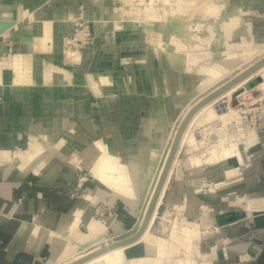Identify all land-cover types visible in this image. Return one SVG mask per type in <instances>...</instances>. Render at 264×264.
<instances>
[{
	"label": "bare ground",
	"instance_id": "bare-ground-1",
	"mask_svg": "<svg viewBox=\"0 0 264 264\" xmlns=\"http://www.w3.org/2000/svg\"><path fill=\"white\" fill-rule=\"evenodd\" d=\"M123 1L126 3L125 10L130 15L133 13L142 15L148 19V25L154 27L155 24H159V30L163 34H169V44L167 45V43L162 42V49L166 52L167 58L163 57L158 51L160 59L159 62H161V64L167 65L168 62L176 59V50L178 47H182V45L183 47L185 46L191 48L193 46H201L204 44L202 38L198 37L199 31H197V26L194 25L189 28V24H187L189 22H187V20L184 21V19L189 20L190 18L189 14L192 6L191 2H186V0H177L176 2L171 3L169 0L168 3V0H151L150 3H146L144 0H140L136 7L133 3L134 0ZM240 1L242 0L234 1L233 11L231 12V15H237L238 19L242 17V14L240 15L241 11L236 10ZM213 2L215 1L212 0V3ZM101 7L107 11L104 5H101ZM134 9L137 10L133 12ZM214 10L217 15H221L222 10L220 7L217 6ZM89 12L90 11L80 15L90 16L91 14L88 15ZM14 19L16 18H13V10L11 8L0 10V41L7 37L11 42H13L14 37L20 35L24 44L30 47L32 53L26 56L17 55L14 58H8L6 54L2 55L4 56L2 68H4L7 72H11V74L9 76L10 79L6 78L7 80H10L7 84L6 79H4V75L1 76L2 70L0 69V82L5 88H10V92H13L10 99L11 97L15 98L16 94L20 91L17 88H19V84H23V72L36 67L32 61V58L36 55V48H39L40 50L37 51L42 53L46 47V43L49 42L50 39L54 42L57 40L59 44H64L60 38L62 36L59 34L60 32L58 33L59 35L52 32L53 30L50 22L44 21L39 25H35L32 12L24 7V5L19 12V18H17V20ZM236 22H238V20ZM135 24L142 23L136 22ZM243 25H246V23H243ZM104 26L105 25L102 24L103 28ZM246 26L247 30L251 27L248 24ZM233 31L234 26H230V28L227 29V32L220 34L219 37L217 35L218 32L216 28L214 31L216 34L212 37L213 39L211 42H213L214 45L217 41L222 43L225 40V42L222 43L221 47L214 46L213 49L215 51L220 50L222 53H226L233 49H241L245 46V40L240 42H230V35ZM52 34L54 35L52 36ZM26 35H31V39H26L24 37ZM182 37H184L185 40L182 41ZM99 41L101 43L99 51L95 46H89L87 50L88 56L95 55L98 57L99 54L103 53L102 45L104 44V41L102 40L101 33L99 34ZM114 41L115 40L113 38L111 42ZM149 48L148 50L153 52V57L154 50ZM66 54L68 56H74L75 60L80 61V53L67 51ZM243 56H245L243 58H245L244 60L246 61H228L225 60V57L229 56L220 57L218 63H221L229 74L226 75L224 71L214 67L208 80L203 78L199 84V89L194 98L186 102H184V100L179 101L183 104V108L182 110L180 109L181 111L177 114L178 116L176 118L174 117L175 119L169 123L168 127L166 124L165 114L168 110L167 106L163 107L159 103H151L149 107L141 106L140 108L137 107L133 110L142 115L143 126L141 131L134 129L131 126L130 121H127L124 125L120 126L121 123H116V121H114L110 109H108L107 106H101L99 107L101 112L104 110L105 112L108 111L107 116L109 122H107V131L105 136L102 134L103 136L101 138L92 142L93 138L91 139L90 133L92 122L88 116L81 115L80 107L76 106L75 110L71 113L72 116L73 114L75 115V118L72 117L71 120V117L66 116V118H70L71 120V127L74 126L72 128V135L69 133L70 137L68 134V138L65 135H62L64 138L62 137L59 142L57 141L58 143L56 142L52 144L48 142L51 138H47V141L44 140L41 135L42 133L40 132L42 137L38 135V133L35 137L30 136L29 147H27L26 150L21 149L15 154H11L8 148L0 146V169H4L8 171V173H11L10 175L17 179V181H21L23 178L28 176H36L42 180L41 184L48 186L51 185V183L49 181L44 182L43 180H50V178L55 176L58 181L55 186H59L64 180L73 179L72 173L74 168H80L92 174V180L95 182L92 188L84 186L86 181L91 179H88L87 177L76 179V183L86 190L85 199H78L73 212L71 211V214L63 215L59 220L56 229L49 230L41 227L40 225H36L32 228L31 240H41L47 244L48 251L50 252L49 257L53 263L60 261V259L65 258L66 256L74 254L77 255L79 251L96 245L97 243H103L102 248H104L125 240L110 243L109 240L113 235L112 232L119 234L129 230V228L134 225L136 226L132 229V236L139 231L151 205L155 190L160 181L165 163L179 128L188 113L208 95L232 81L240 75V73L246 71V65L250 64L254 66L263 60L264 48L257 52L253 49H248L246 54ZM142 61L144 65L148 60ZM42 67V78L40 80H42L41 84L47 87L46 91H50V84H61L65 80H69V82L74 83L73 76L70 80L69 73L64 74L62 72L59 73V75H56L54 71L55 69L47 63L46 66ZM86 77L87 80L84 83L77 84L75 82L78 85L76 88L78 90V99L80 100H82L83 97H86L89 93H101V88L103 89V87L107 90V94H109V96L111 92L116 89V87L112 84V82L115 81L112 72L99 74V81L95 84H92L90 76ZM173 78V82L176 83L177 76H174ZM258 78H260L261 81L254 90H262L264 93L263 64L244 80L233 85L228 91L204 105L190 119L182 134L178 150L163 183L161 193L149 224L142 236L133 243L109 249L83 264H165L167 261L170 263L173 256H175L177 249L180 250L182 248L185 251L187 259H180L177 261V264H197V261L192 257L193 250L197 249V253H200V248H204L207 244L215 246L216 257L214 258H216V261L213 259L214 263H219L221 260H228L224 257L227 256V252L230 250V245H222V249H220L219 241L209 243L207 240H203L200 233V226L197 223L189 226L191 228L181 230V234H176V231L178 230L174 229L173 234L171 235V241L162 237H154L151 234V229L155 224L160 207L164 201V196L167 192L173 170L176 166L179 150L182 148L183 144L187 142V140L189 147L188 151L191 153V157H189L188 160L179 168L177 182L178 193H169L167 199V206L169 208L174 205L183 204V197L186 193V187L184 186L187 184L188 188L193 192V195L187 197L189 200L188 203L192 207L193 215L196 218H199L198 211L201 208L206 209L210 207V203L205 201L213 202L220 199V197L222 199L227 197V193L230 194L229 191H231L229 190L226 192L227 189H232L235 183H239L241 175L244 171H249L247 175L248 179L252 176V179L258 176V169H260L259 163L257 161L254 165L249 164L251 158L248 155V152H255V147L259 145H263L262 147L264 151V133H260L259 130L255 128H246L240 111L233 106L235 101H239L238 96L240 93H242V96H245L249 92L245 86ZM87 83H89L91 87H89ZM119 85L120 84H118L117 89L119 88ZM13 88L17 91V93L14 92ZM17 96L19 98L22 97L21 93H18ZM27 96H29L28 93H25L23 97L25 98ZM46 98L47 96L45 95L44 99L46 100ZM222 99H226L222 102L226 104V108L225 110L218 112L217 104ZM104 100L106 101V98ZM80 103L81 101L77 102L75 105ZM101 105H103V102ZM96 110H98L97 107ZM157 111L161 113L157 124L162 122V125L158 124L156 126V132L154 134H150L151 129H149L148 126L149 124L152 125L153 122L155 123L154 113ZM59 112L60 110H58V113ZM31 116L34 117V115H31L30 113L26 119L28 131L32 129L30 123ZM116 124L118 127V137L116 140L117 150L113 149L112 144L114 143H111L114 141L111 138V133L113 132L112 128L113 126H116ZM232 124L239 127L240 130L237 134H232L230 132V125ZM202 125L208 126V129L203 131V139L198 141L195 138H189V131L194 126ZM210 130L212 131L211 133L208 132ZM81 138L91 141L92 143L86 145V147L83 146L79 151H77V145H79L77 140ZM131 139L133 141L129 144ZM66 140H69L71 145H67ZM138 143L139 146L137 148ZM92 144H96L97 146V150L94 153L92 150L94 146ZM132 144H134L136 148H132ZM195 151H199L200 155L195 154ZM91 152L92 155L94 154V160L89 162L88 157ZM118 153L122 156L131 155L130 161L125 163L121 162L119 159L120 157L118 158ZM261 155H264V152H262ZM38 157H40V159H38ZM65 166L70 169L69 173H64L63 167ZM205 187H208L209 191L203 193V189ZM66 190L70 191V187L66 186ZM235 199L236 203L243 206L244 209L248 211L250 210V212H264V197L259 200L256 199L255 201V199L253 200L246 194L243 197L237 196ZM101 201H103L106 205L111 206L113 211L112 215L105 222L96 220L91 214L95 205ZM115 202L118 203V206L114 205ZM136 210L139 211L138 215L133 212ZM128 211H131L136 216H139V220L134 222L129 221L128 219L133 216L130 214L131 212L129 213ZM47 214L48 212L45 211L44 219ZM81 222L86 224L87 232L78 230V225ZM108 237L110 238L109 240L107 239ZM147 244L152 247L150 248L152 251L148 252L146 246ZM217 247H219L218 249L220 250H218ZM220 251L223 253L222 256L220 255ZM147 254L148 256L146 257ZM81 258H83V256L78 255L76 260ZM213 260H209V262L204 261L202 264H214ZM71 263H73V261L68 264Z\"/></svg>",
	"mask_w": 264,
	"mask_h": 264
},
{
	"label": "rangeland",
	"instance_id": "rangeland-1",
	"mask_svg": "<svg viewBox=\"0 0 264 264\" xmlns=\"http://www.w3.org/2000/svg\"><path fill=\"white\" fill-rule=\"evenodd\" d=\"M144 1L146 3L151 2V0ZM176 1L177 0H170L171 3ZM214 1L215 2L212 3V0H186V2H191L192 6L190 8L189 20L184 19V21L187 20V22H189L187 23L189 24V28L194 25L197 26V31H199L198 37L202 38L204 44L201 46H193L191 48L185 46L183 47V45L182 47H178V49L176 50V59L168 62L167 65L161 64V68L164 71L162 72L163 76H161L162 74H160V72H148V74H152V78L158 81L159 84L154 83V87H152V89L151 87L150 89L148 88V91H146L147 89L145 84H137L139 94L142 97H140L139 99L132 98L135 102L133 106L129 108V110L127 109V111L123 110V108L118 109L114 107L113 103L118 102V98L120 97V94L116 92L119 90H124L126 94H124L123 97L129 98L133 96L132 87L128 88L129 86H133V84H136L133 74L139 70V67L141 69H144L145 67L151 65L150 62L153 58V52L151 50H148V48L150 47L149 49L154 50L156 70H159V60H157L159 59V52L163 57L167 58L166 52H164L162 49V42L167 43V45L169 44V34H163L159 30V24H155L153 27L148 25V19L144 16L137 13H133L132 15H130L125 10L126 3L123 0H0V10L11 8L13 10V18H16L14 20H17V18H19V12L24 5V7L32 12L35 25H39L44 21L50 22L53 30L52 32L54 34L56 33L57 35H62L60 38L64 42V44H59V42H54L52 39H50L48 44H46L43 52L36 53V55H34V57L32 58V61L34 62L36 67L23 72V84L19 85H27L32 89L40 90V92L35 93L32 96L35 108L32 113L35 115V118L31 116V130L28 131V125L25 121V119H27V116H25V111L23 110V108L20 107L22 103L18 100H15L12 105L8 106L5 104V95L1 94L4 96V101L2 97L0 98V103L3 102L2 104H5L4 113L6 115L5 118H7L6 121L4 120L3 122L6 124L8 123L9 126L6 127L4 124L0 125V134L2 138L0 141L1 144L8 148L11 151V154H15L20 149L26 150V148L29 147L30 136L35 137L37 136V133L38 135H40V132L42 133L41 135L43 136L44 140H46L47 138H51L48 142L52 144L56 143L57 141L59 142L60 138L62 139L63 137L62 135H65L67 138L68 136L70 137L69 133H71L72 135V128L74 126L71 127L69 123L70 118H66L65 121H61V118H63V113L65 117L64 109L67 108L72 111V108L75 104L76 96L72 92V87L75 84H70L69 80H65L66 82L62 81L63 83H61V85L64 83L68 85V88L66 87V89L68 90L67 93H63L64 91L62 90V87H60V84H50L49 87L52 88V93L47 92V96L50 99L49 102L45 104L44 108L41 103V97H43L42 92H46L47 87L41 84L42 80L40 79L42 78V66H46V63L52 65L56 64L54 66L50 65L55 69L54 71L56 75H59V73L62 72L64 74L69 73L70 80L73 74H78V76L75 77L76 79H78L76 81L77 84L84 83L87 80L86 76H90L92 84H95L99 81V74L108 72L113 73L115 81H113L112 84L114 85V87H116V89L111 92L110 96L109 94H107V90H105V88L103 87V89L101 88V93L99 94L89 93L86 97L83 98L84 102L80 105V107L83 109L81 111V115L88 116L90 118V121L92 122V128L90 132L91 139L93 138L92 142H95L103 135L105 136L107 131V122H109L107 116L108 111L105 112V110H102L103 112H101L99 108L101 106H107L108 109H110L114 121H116V123H121L120 126L124 125V123H126L127 121H130L132 126V121L139 119L140 116V113L133 110H135L137 107L140 108L141 106L149 107L151 103H159L163 107L167 106L168 110L165 114L166 124L168 127L169 123L178 116L177 114L183 108V104L179 101L184 100V102H186L194 98L199 89V84L201 83L203 78H205V80H208L209 75L212 73L214 67L224 71L226 75L229 74V72L224 69V66L221 63H218L220 57L229 56L225 57V60L228 61H246L244 60L245 58L243 57L245 56L243 55L246 54L248 49H253L255 52H257L264 48V0L240 1L236 7L237 11H241L240 15L242 14V17L240 19H238L237 15H231V12L233 11V3L235 0ZM139 2L140 0H134L133 3L137 7ZM101 5H104L107 11L102 8ZM217 6L222 10L221 15H217L214 10V8H216ZM136 10L134 9L133 12H135ZM88 11H90L88 13V15L91 14L90 16L80 15L85 12L87 13ZM237 20L238 22H236ZM136 22H141L142 24H135ZM243 23L251 26L249 30H247V26L243 25ZM102 24L105 25L104 28L102 27ZM106 24L107 26H110L107 27ZM215 26L218 32L217 35L219 37L220 34L226 33L227 29L230 28V26H234V31L230 35V42H240L242 40H245L246 45L241 49H233L226 53H222L220 50L215 51L213 49L214 46L221 47L222 43L225 42V40L222 43L220 41H217L215 42V45L213 42H211V40L213 39L212 37L214 36V34H216L214 33V31L216 30ZM60 28L62 30H60ZM100 33L102 40L104 41V44L102 45L103 51L106 53H101L98 55V57H96L95 55L88 56L87 50L89 46H95L99 51L101 47V43L99 41ZM54 34H52V36ZM112 37L115 38L114 40L116 41L111 42ZM16 39L22 40V37L18 35L15 36L13 40L15 41ZM110 39L111 41H109ZM183 40H185L184 37H182V41ZM7 41H10L9 38H3L0 41V45L4 46L8 43ZM25 49L29 51V49H27L26 47ZM25 49L22 45L15 44L9 47V51H5V49L3 48L2 55L8 54L10 56H13L32 53L31 51L26 52ZM36 49L40 50L39 48ZM67 51L80 53V61L75 60L74 56H68L66 54ZM0 58V69L4 70V68H2L4 58ZM53 59L55 61H53ZM142 60L148 61L143 65ZM251 66L252 65L250 64L246 65V68L249 69ZM10 74L11 72H5L4 76H7V79H10ZM144 76L146 75H143V77ZM174 76H177L176 83L173 82ZM160 78L162 79L161 81ZM7 79L6 83L8 84L10 80ZM136 80L138 81L139 78H137ZM118 84L120 85L117 89ZM87 85L91 87L89 83H87ZM105 98L106 101L104 100ZM143 99L146 100L145 105L142 104ZM61 100L63 101L61 103V106L57 107L56 105H59ZM225 100L226 99L220 100L217 104V108H220V106L223 105L226 107V104L222 103ZM238 100L239 101H237L234 107L238 111H240L244 119V126L246 128L250 127L258 129L260 133H264V93L256 90L248 92L245 96H242V93H240L238 96ZM102 102L103 105H101ZM54 103H56V105H54ZM96 107L99 110H96ZM58 109L63 112L61 115L60 113H58ZM222 110H225V108L223 107ZM103 115L104 118H102ZM118 116H120L121 118ZM101 119H103L104 121L105 130L103 129L104 126L102 125ZM40 122H44V127L42 126L43 123ZM158 124L162 125V122H159ZM134 125L136 126V128L139 127V122H135ZM112 129L113 132L111 133V136H116L115 134L117 133L118 127L113 126ZM206 129H208V126H194L189 131L188 136L189 138H195L196 140L201 141L203 139V131ZM239 130V127L235 124L230 125V132L232 134H237ZM155 132L156 129L153 132L150 130V134H154ZM208 132L211 133L212 131L210 130ZM92 142L84 140L82 138L78 139L77 143H79V145H77V151H79L83 146L86 147V145L91 144ZM66 143L67 145H71V142H69V140H66ZM111 143H114V141H112ZM93 146L94 147L92 150L94 153L97 150V146L96 144H94ZM138 146L139 143L137 145V148ZM262 146L263 145L256 146L255 152H248V155L251 158L249 164L254 165L258 161L260 166V169H258L257 181L251 183L246 182L248 170L244 171L241 175V180L238 179L239 183H235L232 189H227L226 192L231 190L229 191L230 194L227 193V197H225L224 199L220 197V199H217V201L213 202L205 201L210 203V207L206 209L201 208L198 211L199 218H196L193 215L192 207L188 203L189 200L187 199V197L193 195V192L188 188L187 184H185L184 186L186 187V193L183 197V204H178L176 206L174 205L171 208L167 206L169 193L177 192L179 168L184 162L188 160L189 157H191V153L188 151L189 147L187 140V142H185L182 148L179 150V154L176 160V166L173 170L172 178L169 183L167 192L164 196V201L160 207L158 217L151 229V234L154 237H162L168 241H171V235L173 234L174 229L178 230L176 231V234H181V230L185 228H191L189 226L197 223L200 226V233L203 240H207L209 243L219 241L220 249H222V245H229L230 239L225 237V232H227L225 229H228L227 227H229V224L224 221L226 216L231 213H236L239 215L252 213L250 212V210L248 211L244 209L243 206L236 203L235 198L237 196L243 197L247 194L248 197L252 198L253 200L255 199L256 201V199L259 200L260 198L264 197V173L262 172V169H264V155H261V153L264 151ZM131 147L136 148L134 144H132ZM194 153L200 155L199 151H195ZM93 155L91 152L90 156L88 157L89 162H92L94 160ZM40 157H38V159H40ZM130 157L131 155L122 156L118 153V158L121 160V162H129ZM63 170L64 173L70 172V169H68L67 166L63 167ZM72 174L74 179H82L85 177H87L88 179H92L91 173H88L80 168H74ZM54 179H56L55 176ZM208 191V187H205L203 189V193H206ZM73 194L80 200L85 199V193L78 184L73 186ZM94 208L95 210L93 213V217L99 221H107L113 212L111 206H108L102 202L96 204ZM128 212L130 213L131 211ZM133 212L136 215L139 214L138 210ZM130 214L133 217H130L128 219L129 221L134 222L139 220V216H136L132 212ZM250 224L252 230L256 228L254 222ZM79 226L80 224L78 225L79 231L82 230V232H87L86 227H82L80 230ZM112 234L114 235H112L111 239L109 237L107 239H110V243H115L131 237L132 229L121 232L119 234H115L114 232ZM96 245L97 246L93 248L91 252H95L103 247V243H97ZM148 245L149 244L146 245L147 250L148 252H150L152 251V249H150L152 247ZM218 248L219 247H217V249ZM199 252L200 253H197V249H194L192 252V257L197 261V264H202L204 261H212L213 258L216 257L214 245L209 244L202 249L200 248ZM220 255L222 256L223 253H220ZM147 256L148 254L146 255V257ZM240 257L241 256L237 257V263L240 262ZM180 259H187L183 248L180 250L177 249V252L175 256H173V259L170 261V263L169 261H167L165 262V264H177V261ZM214 260L216 261V258Z\"/></svg>",
	"mask_w": 264,
	"mask_h": 264
},
{
	"label": "crops",
	"instance_id": "crops-1",
	"mask_svg": "<svg viewBox=\"0 0 264 264\" xmlns=\"http://www.w3.org/2000/svg\"><path fill=\"white\" fill-rule=\"evenodd\" d=\"M109 26L110 25H108L107 27ZM60 30L62 29L60 28ZM111 39H113V37ZM7 42H8L7 44L0 47L1 48L0 57L4 58V56H2L3 48L5 49V51H9V47L15 44H20L23 46L24 49L26 47L27 49H29V51H31L30 47L24 44V41H22L21 39H16L15 41L13 40L12 43L10 41ZM46 44H48V42ZM25 51L29 52L26 49ZM36 53H40V51H36ZM105 53L106 52L103 51V54ZM6 55L8 58H14L17 56V55L10 56L8 54ZM26 55L28 54L25 55L19 54L18 56H26ZM157 60L160 61V59ZM53 61L55 60L53 59ZM159 61H158L159 70L155 69L156 59L154 56L152 58L151 65L145 67L144 69H141L139 67V70L133 74L136 84H133V86L128 87V88L132 87L133 96L126 98L123 97V95L126 94L124 90L117 91L116 93L120 94V97L118 98V102L113 103L114 107L118 109L123 108V110H127V109L129 110V108L133 106L135 102L133 99H137V98L139 99L140 97H142L139 94L138 85L145 84L147 89L146 91H148V88L150 89L151 87L152 89V87H154V83L157 84L159 83L158 81L152 78V74L150 73L148 74V72H152V71H154L155 73L160 72V74L164 72L163 69L161 68V62ZM54 65L56 64H53L52 66ZM4 71L5 70H2L1 76H3L5 72H7ZM143 75L146 76L143 77ZM77 76L78 74H73V81L75 85L72 87V92L76 96L75 104L80 101L81 103L78 105L74 104L72 111L75 110L76 106L80 107V105L84 102L83 99L82 100L78 99V95H77L78 90L76 88V86L78 85L75 83L78 80L75 78ZM161 76H163V74ZM6 78L7 76H4V79ZM137 78H139L138 81L136 80ZM161 80L162 79L160 78V81ZM71 83L73 82H70V84ZM0 85H1L0 98L3 97V101H4V96L1 94L5 95L6 105L8 106L12 105L15 100H18L19 102L22 103L20 107H22L23 110L25 111L24 112L25 116L28 117L30 113L33 114L32 112L35 108H34L32 96L33 94L40 92V90L32 89L30 86L27 85H20L19 88L17 89L20 90L18 93H21L22 97L19 98L17 96L18 94L17 91H15V89L13 88L14 92L17 94L15 98L11 97L10 99V96L13 94V92L9 91L10 88H5L1 82ZM67 86L68 85H66V83L62 85L60 84V87H62V90L64 91L63 93H67L68 91L66 89ZM51 90L52 88H50V91L42 92L43 97H41V103L44 106V108H45V104L48 103L50 99L47 96V92L52 93ZM25 93H28L29 96L24 98L23 96L25 95ZM45 95L47 96L46 100L44 99ZM62 102L63 101L61 100L59 105H56V103H54V105L60 107ZM2 103H0V125L4 124L6 127H9L8 123L6 124L3 122L4 120L6 121L7 118H5L6 115L4 113L5 104ZM142 103L143 105H145L146 100L143 99ZM82 110L83 109L80 107V111ZM72 111H70L67 108L64 109L65 117H64V113L60 111L59 112L60 115L63 113L62 115L63 118H61L62 119L61 121H65L66 116L71 117V120L72 117L75 118L74 114L73 116L71 115ZM160 115L161 113H159V111L154 113L155 123L153 122L152 125L149 124L150 127L148 126V128L151 129L152 132L156 129L158 119H160L159 118ZM102 118H104V115ZM71 120L69 119V123L71 122ZM101 122L102 125L104 126L103 119H101ZM135 122H139V127L136 128V126L134 125ZM40 123H43L42 126H44V122H40ZM132 126L136 130H141L143 126L141 115L139 116V119L132 121ZM103 129L105 130V126ZM115 135L116 136H111L112 140H114L113 149H115L117 146L116 140L118 137V130ZM1 139L2 138L0 134V141ZM132 141L133 140L131 139L129 144ZM0 146L6 148L1 144V142H0ZM262 172L264 173V169H262ZM248 173L249 171H247V175ZM10 174L11 173H8V171L4 169H0V264H68L71 261L73 262L76 261L78 255H82L83 257L89 255L90 253L88 252H91L93 248H95L97 245H93L89 248L81 250L77 255L74 254L71 256H66L65 258L60 259V261L53 263L49 257L50 252L48 251L47 244L41 240H34V241L31 240L32 238L31 231L34 226L40 225L43 228L54 230L56 229V226L63 215L71 214L73 212V210L76 207V203L78 201V198L75 197L73 194V186L77 185L76 179L73 178L71 180H64L63 183L59 186H55V184L58 183V181L57 179H54V177L50 178V180L44 179L43 180L44 182L49 181L51 183V185L47 186L41 184L42 180L36 176L35 177L28 176L23 178L21 181L20 180L17 181V179L12 177ZM251 174H252V169H251ZM252 178L253 176L250 179H248L246 176L247 179L246 182L251 183L257 181V176L254 179ZM94 183L95 182L92 179L87 180L84 186L92 188L94 186ZM66 186L70 187V191L66 190ZM81 188L85 193L84 195H86V190H84L83 187ZM101 202L104 203L103 201ZM114 205L118 206V203L115 202ZM94 210L95 208L92 210L91 213L92 216ZM45 211H47L48 214L46 215L47 218L45 217L44 219ZM224 221L229 224V227H227L228 229H225L227 231L225 232V237L230 239L229 241L230 250H228L227 256L224 257L228 260H221L219 263L215 262L214 264H264V212H260V213L252 212L249 214H240V215L236 213H231L226 216ZM252 222L255 223V227H256L253 230L250 224ZM135 226L136 225L130 227L129 230L133 229ZM82 227H86L84 222L80 223L79 226L80 230ZM205 246H208V244ZM220 253H222V251H220ZM239 256H241L240 262L237 263L238 262L237 257Z\"/></svg>",
	"mask_w": 264,
	"mask_h": 264
},
{
	"label": "water",
	"instance_id": "water-1",
	"mask_svg": "<svg viewBox=\"0 0 264 264\" xmlns=\"http://www.w3.org/2000/svg\"><path fill=\"white\" fill-rule=\"evenodd\" d=\"M26 39H31V35H26L25 36ZM264 64V59L261 60L259 63L255 64L254 66L250 67L249 69H247L246 71H244L243 73H241L240 75H238L236 78H234L232 81H230L229 83H227L226 85L222 86L221 88H219L218 90H216L215 92L211 93L210 95H208L206 98H204L202 101H200L187 115V117L185 118V120L183 121V123L181 124L180 128H179V131L177 133V136L175 138V141L173 143V146L171 148V151L169 153V156L167 158V161L165 163V166H164V170L162 172V175H161V178H160V181L157 185V188L155 190V193H154V196H153V199H152V202H151V205L148 209V212L145 216V219L143 221V224L141 226V228L139 229V231L134 234L133 236H131L130 238L128 239H125L124 241H121L119 243H115V244H112L110 245L109 247H104L96 252H93V253H90L89 255L81 258V259H78L76 261H74L73 263L71 264H83L85 262H87L88 260L92 259L93 257H96L98 256L99 254L101 253H104L106 252L107 250L109 249H113L115 247H118V246H122V245H126V244H130V243H133L135 242L136 240H138L142 234L145 232L148 224H149V221L151 219V216L153 214V211H154V208L156 206V203H157V200L159 198V195L161 193V189H162V186H163V183L167 177V174L172 166V163H173V159L175 157V154L178 150V147H179V144H180V140H181V137H182V134L185 130V128L187 127L190 119L193 117V115L199 110L201 109L204 105H206L207 103L211 102L212 100H214L215 98L219 97L220 95H222L223 93H225L226 91H228L233 85L237 84L238 82L244 80L247 76H249L251 73H253L255 70H257L260 66H262ZM261 81L260 78L248 83L245 88L250 92L252 90H254L256 88V86L259 84V82ZM237 103V101H235L233 103V106H235ZM224 108H226L224 105L223 106H220V108H217V111L218 112H221V110ZM223 111V110H222Z\"/></svg>",
	"mask_w": 264,
	"mask_h": 264
},
{
	"label": "built area",
	"instance_id": "built-area-1",
	"mask_svg": "<svg viewBox=\"0 0 264 264\" xmlns=\"http://www.w3.org/2000/svg\"><path fill=\"white\" fill-rule=\"evenodd\" d=\"M252 91H255V90H252ZM256 91H260V92H262V93H263V91H261V90H256Z\"/></svg>",
	"mask_w": 264,
	"mask_h": 264
}]
</instances>
